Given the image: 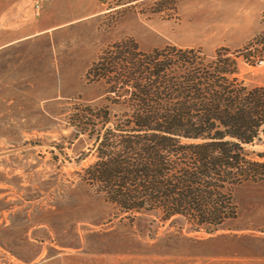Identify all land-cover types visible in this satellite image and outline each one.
I'll return each mask as SVG.
<instances>
[{
	"label": "rangeland",
	"instance_id": "374dc122",
	"mask_svg": "<svg viewBox=\"0 0 264 264\" xmlns=\"http://www.w3.org/2000/svg\"><path fill=\"white\" fill-rule=\"evenodd\" d=\"M6 37L10 47L0 48V264H178L157 239L185 232V222L160 225L152 214L131 220L79 179L94 155L86 135L74 134L70 106L98 99L99 85L85 71L120 39L141 50L264 49V0H0V42ZM241 73L264 84V60L243 65ZM231 197L235 217L212 234L186 232L216 236L188 251L228 264H264V182L236 185Z\"/></svg>",
	"mask_w": 264,
	"mask_h": 264
},
{
	"label": "trees",
	"instance_id": "16d2710c",
	"mask_svg": "<svg viewBox=\"0 0 264 264\" xmlns=\"http://www.w3.org/2000/svg\"><path fill=\"white\" fill-rule=\"evenodd\" d=\"M258 60L261 47L141 50L124 38L85 71L99 85L98 99L70 106L74 134L86 135L94 155L79 179L131 220L152 214L160 225L185 222V232L157 239L178 264H228L188 251L216 236L185 233L212 234L235 217L233 187L264 182V84L241 73Z\"/></svg>",
	"mask_w": 264,
	"mask_h": 264
},
{
	"label": "crops",
	"instance_id": "0c3cea01",
	"mask_svg": "<svg viewBox=\"0 0 264 264\" xmlns=\"http://www.w3.org/2000/svg\"><path fill=\"white\" fill-rule=\"evenodd\" d=\"M10 41H9V38L8 37H6L4 40H2L1 42H0V48H2V47H10Z\"/></svg>",
	"mask_w": 264,
	"mask_h": 264
}]
</instances>
